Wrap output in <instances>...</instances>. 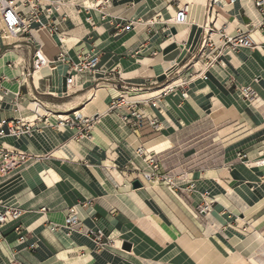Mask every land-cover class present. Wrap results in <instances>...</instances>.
I'll use <instances>...</instances> for the list:
<instances>
[{"label": "crops", "instance_id": "obj_1", "mask_svg": "<svg viewBox=\"0 0 264 264\" xmlns=\"http://www.w3.org/2000/svg\"><path fill=\"white\" fill-rule=\"evenodd\" d=\"M97 1L43 10L42 23L58 32L34 31L48 65L27 80L34 45L0 48V79L8 78L10 92H0V122L34 127L32 136L0 139L5 149L34 156L0 178V203L23 212L0 228V264H264V168L239 159H264V29L254 0H112L104 11ZM183 6L189 24L169 25ZM224 24L231 35L249 30L256 47L226 51L188 99L161 98L170 80L189 79L184 65L204 30ZM63 52L74 63L96 54L99 64L76 74L72 64L57 63ZM243 86L258 99H243ZM120 95L138 103L147 120L141 128L123 120L125 109L111 110ZM76 112L97 119L91 138L77 141L76 129L51 127ZM140 147L178 188L147 182ZM135 181L142 187L134 189ZM204 194L208 213L198 211ZM73 207L81 224L68 236ZM97 231L111 246L98 248L90 236Z\"/></svg>", "mask_w": 264, "mask_h": 264}, {"label": "built area", "instance_id": "obj_2", "mask_svg": "<svg viewBox=\"0 0 264 264\" xmlns=\"http://www.w3.org/2000/svg\"><path fill=\"white\" fill-rule=\"evenodd\" d=\"M69 1L70 0H0V48H6V50L10 47L17 48L19 44L23 43H28L35 47L31 60L32 70H26L23 75L25 80L29 77H33L37 71H40L48 65L42 47L34 36V31L48 28L49 32L52 34L58 32L57 26L44 25L42 23L41 14L43 10L48 15H52ZM111 1L112 0H98L96 7L99 8L100 11H104L111 4ZM231 2L234 3V0H231ZM43 3L48 4L46 9L43 8ZM254 5L262 18V22L257 25V28L264 29V0H254ZM189 13L190 7L183 6L177 12L175 18L168 21V24L173 26L188 25ZM35 25H38V28ZM254 47H256V45L249 30L239 31L237 34L231 35L227 24H224L221 28H214L213 26L207 27V29L204 30V35L198 50L191 54L190 59L184 65L187 70L191 71L189 79L170 80L163 88L160 97L163 98L180 94L183 100L188 99L190 86L197 80H206L209 69L216 64H221V57L225 55L226 51H228V53H234L243 48ZM57 63L72 64L76 74H83L86 72L93 73L99 64V57L96 54H86L82 60L74 63L71 58L63 52L58 57ZM181 73V71L174 72L175 76ZM168 77L170 78L171 76L169 75ZM7 79V77L0 79V92L5 95L10 93L9 90L3 86V82ZM24 83H26V81ZM72 83L73 78H68L67 84L70 86ZM239 91L246 101L254 102L258 99V94L252 86H243ZM152 103L157 105L158 101ZM120 108L125 109L127 112V115L122 116L124 121L133 120V124L138 128H141L146 123L147 120L139 110L138 103L129 101L123 95H120L118 99L111 103V110ZM96 123V118L85 117L79 112H76L73 115H66L65 117L59 118L56 125H51V127L76 129L78 132L76 140L80 141L82 138L92 137L91 132ZM149 124L159 129V124L156 121H149ZM48 126H50V124ZM33 131L34 127L26 124L21 119L0 122V139L6 136H32ZM137 155L141 157L149 167V171L142 172L148 183L167 186L169 189L178 188L175 179L165 174L160 163L153 156H148L143 147L137 150ZM33 158L34 156L25 152L8 150L0 145V178L15 174L25 167ZM239 159L242 160L246 166L264 168V159L251 163L248 161L246 154H239ZM260 183L264 184V176L261 177ZM191 188L193 189L194 186L192 185ZM208 196V194H204L206 200L198 207L200 213H208L211 211L212 203L208 201ZM87 205L88 204H84L83 207ZM42 212H46V209H43ZM22 216L23 212L19 208L0 203V228L10 221H20ZM80 224L81 220L78 209L76 207L70 208L65 222L68 236L77 230ZM57 229H59V226H54L51 231H56ZM22 230V226L16 228V231L19 233H22ZM90 236L96 242L100 250L111 246V241L109 239L106 240L101 231L91 232ZM25 240L26 236L21 235L19 242L23 243ZM31 248L33 249L35 246H31Z\"/></svg>", "mask_w": 264, "mask_h": 264}, {"label": "water", "instance_id": "obj_3", "mask_svg": "<svg viewBox=\"0 0 264 264\" xmlns=\"http://www.w3.org/2000/svg\"><path fill=\"white\" fill-rule=\"evenodd\" d=\"M172 32L175 34L176 33V30L175 29H172ZM141 187H142V185H141V183L139 181H135L133 183V188L134 189H138V188H141ZM125 248H127L128 250H130V246L129 245H126Z\"/></svg>", "mask_w": 264, "mask_h": 264}]
</instances>
